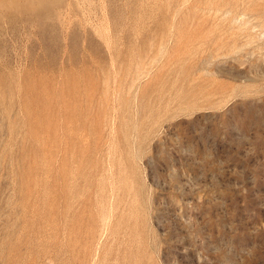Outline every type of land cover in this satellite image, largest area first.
Listing matches in <instances>:
<instances>
[{"label": "rangeland", "instance_id": "rangeland-1", "mask_svg": "<svg viewBox=\"0 0 264 264\" xmlns=\"http://www.w3.org/2000/svg\"><path fill=\"white\" fill-rule=\"evenodd\" d=\"M0 264H264V0H0Z\"/></svg>", "mask_w": 264, "mask_h": 264}]
</instances>
